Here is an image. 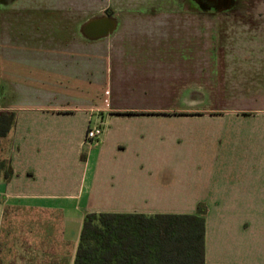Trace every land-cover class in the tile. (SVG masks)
<instances>
[{
    "label": "crops",
    "instance_id": "crops-1",
    "mask_svg": "<svg viewBox=\"0 0 264 264\" xmlns=\"http://www.w3.org/2000/svg\"><path fill=\"white\" fill-rule=\"evenodd\" d=\"M31 7L29 2L0 0V67L17 63L12 56L19 53L31 51L34 62L38 55L54 52L34 47L36 39L44 45L50 39L46 33L40 34L43 39L35 38L36 30L49 29L46 23H36L30 12L20 15L18 8ZM148 17L137 22L128 17L119 30L113 17L102 16L90 31L81 27L80 34L93 44L111 42L123 30L151 23L160 30L172 24L184 30L185 38L175 36L181 38L180 45L167 51L126 49L133 39L129 36L119 47H108L109 83L119 77L153 83L170 72L173 90L163 100L137 93L131 109L100 106L90 91L92 58L85 59L90 64L86 68L81 62L85 77L74 73V90L82 98L61 105L50 99L48 106L18 107L11 94L12 76L8 81L0 75V112L15 114V125L5 137L12 174L0 178V264H73L87 213L191 215L198 209L205 217V264H264V110L220 106L231 101L250 104L258 98L230 97L222 87L227 56L241 54L217 48L215 41L222 35L214 37L209 26L197 34L192 18ZM196 41H203L202 47H195ZM209 41H214L212 46L205 45ZM19 44L31 47L3 54ZM81 46L82 40L75 44ZM69 53L77 58L86 52ZM175 54L177 67L170 59ZM145 55L151 57L149 64L142 61ZM40 62L43 66V59ZM240 69L245 81L249 75L242 73L256 67ZM158 103L161 106L154 107ZM94 127L101 129V136L86 141L88 129ZM181 145L185 154L179 158L174 151Z\"/></svg>",
    "mask_w": 264,
    "mask_h": 264
},
{
    "label": "rangeland",
    "instance_id": "rangeland-1",
    "mask_svg": "<svg viewBox=\"0 0 264 264\" xmlns=\"http://www.w3.org/2000/svg\"><path fill=\"white\" fill-rule=\"evenodd\" d=\"M184 1L185 3L188 2V0H19V5L29 2L32 6L31 8H18L20 15H26V12H30L29 14H33L36 23H46V26H49L47 31L40 30V33L37 30L35 31V38L41 37L43 39L44 37L40 34H48L49 44L44 45L36 39V46L34 47L55 49H52L54 52L48 50L49 52L43 56L38 55L34 62H30L32 58L31 51L28 53L23 52L25 56H22L15 49H30L31 46L25 45L22 48L21 44L18 47L13 45V50L7 49L3 54L13 55L19 53L18 57L12 56L13 60H17V63H11L10 66H1L0 75L8 81L11 80L12 76L14 93L11 94L16 97L17 101L15 102L18 107H33L35 105L44 107L48 106L47 102L50 99H54L56 105H61L62 103L65 104L68 99L80 98L78 91L74 90L75 82H77L74 73H77L78 77H85L87 70L81 66V62L85 63V68L91 64L93 73L91 84L93 88L91 89L90 86V91L93 92L91 94L93 100L98 102L100 106H102V103L105 105L106 103H112L113 107L131 109L135 106L133 98H137V93H142V95L144 93L149 100H163L165 99L163 96L168 97V91L173 90L171 89L173 76L170 72L165 73V76L162 75L161 80L153 83L141 82L135 84L120 77V80L109 83L106 76L109 61L108 51H110L108 47L111 45L112 49L119 47L121 40L129 36L133 39L127 44L126 49H142L144 51L161 48L167 51L173 45L176 47L180 45L181 38L178 41L175 36L176 34H183L185 38L186 32L184 30L176 28L173 24L170 27L162 26L163 28L160 30L161 27L157 28L154 23H151L149 26L143 25L142 28H140V25L134 31L123 30L119 32L122 35L115 40H111V42L104 40L90 44L91 42L80 34V29L90 21L105 16V13L113 15V20L118 24L119 30L126 25L125 22H128V17H135V22L141 17L149 18L148 16L192 18L197 34L204 33L202 31L203 26H209L213 31L212 34H216L214 37H217L218 34L222 35L219 41H215L219 43V45H216L217 48L235 49L241 54L236 55V53H233V55L226 58L228 72L222 86L225 94L231 95L230 97L239 95L258 97L254 100L255 102L251 101L250 104L245 105L234 103V101L233 103H231L232 101L221 103V109L254 106L252 108L264 110V0H236L235 5L229 6L228 10L217 13H202L190 7L189 2L188 5L187 3L184 4ZM36 26L39 27L40 24H36ZM2 38L4 40L5 36H2ZM134 38L137 39L134 40ZM81 40L82 46L75 47V44H78ZM201 43L203 41H196L195 47H202L200 46ZM204 43L206 46H212L211 43H214V41ZM81 49L86 53L79 55L77 58L69 53L75 51L80 53ZM242 53L245 55H242ZM69 56L74 57L75 60L71 62ZM90 58H92L93 64H86L85 59L90 60ZM141 58L143 62L150 63V56L145 55ZM161 58L167 57L161 55ZM42 59L43 66L40 62ZM170 59L173 66L177 67L175 61H177L178 56L176 54L175 56L171 55ZM77 60L80 64L77 63ZM165 65H168V63H165ZM245 65H253L256 69L251 72H243L242 74L249 75L248 80L243 81L239 77L241 73L238 70H241L240 68ZM215 85L212 88H215ZM96 90L97 97L96 94L94 95ZM195 94L199 95L200 93L196 92ZM211 105L206 104L205 107L210 108ZM160 106V103H158L154 107L158 108ZM176 149L174 153L182 158V155L185 154V146H176ZM8 150V139H0V161H8Z\"/></svg>",
    "mask_w": 264,
    "mask_h": 264
},
{
    "label": "trees",
    "instance_id": "trees-1",
    "mask_svg": "<svg viewBox=\"0 0 264 264\" xmlns=\"http://www.w3.org/2000/svg\"><path fill=\"white\" fill-rule=\"evenodd\" d=\"M15 125V114L0 113V139ZM0 161V178H9ZM205 217L195 214L87 213L73 264H205Z\"/></svg>",
    "mask_w": 264,
    "mask_h": 264
},
{
    "label": "flooded vegetation",
    "instance_id": "flooded-vegetation-1",
    "mask_svg": "<svg viewBox=\"0 0 264 264\" xmlns=\"http://www.w3.org/2000/svg\"><path fill=\"white\" fill-rule=\"evenodd\" d=\"M190 7L202 13H217L226 11L228 6H232L233 0H188ZM188 2L187 5H188ZM230 8V7H229ZM233 8V7H232ZM112 14L105 13V17H112Z\"/></svg>",
    "mask_w": 264,
    "mask_h": 264
},
{
    "label": "built area",
    "instance_id": "built-area-1",
    "mask_svg": "<svg viewBox=\"0 0 264 264\" xmlns=\"http://www.w3.org/2000/svg\"><path fill=\"white\" fill-rule=\"evenodd\" d=\"M101 129L99 127H94V128H90L88 129L87 133H86V141L89 142H95L98 140V138L101 136Z\"/></svg>",
    "mask_w": 264,
    "mask_h": 264
},
{
    "label": "water",
    "instance_id": "water-1",
    "mask_svg": "<svg viewBox=\"0 0 264 264\" xmlns=\"http://www.w3.org/2000/svg\"><path fill=\"white\" fill-rule=\"evenodd\" d=\"M230 1V0H229ZM227 8V7H226ZM99 20H94V21H90L89 23H87L85 26H84V32L86 31H90L91 27L95 24H97Z\"/></svg>",
    "mask_w": 264,
    "mask_h": 264
}]
</instances>
